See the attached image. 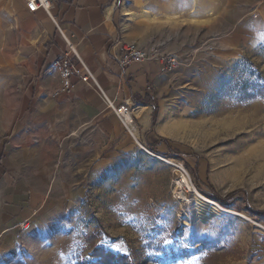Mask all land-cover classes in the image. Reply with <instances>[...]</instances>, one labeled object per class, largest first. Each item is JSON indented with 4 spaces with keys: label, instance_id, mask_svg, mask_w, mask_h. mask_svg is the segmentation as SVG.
I'll return each instance as SVG.
<instances>
[{
    "label": "rangeland",
    "instance_id": "rangeland-1",
    "mask_svg": "<svg viewBox=\"0 0 264 264\" xmlns=\"http://www.w3.org/2000/svg\"><path fill=\"white\" fill-rule=\"evenodd\" d=\"M173 3L145 10L144 30L134 25L143 3L128 1L125 17L133 43L178 59L160 95L164 136L154 132L170 144L155 153L140 130L112 153L74 138L25 143L29 101L0 48V197L24 188L42 200L30 218L0 223V264H102L96 256L111 251L130 264H264V0ZM178 165L236 214L202 219L192 193L175 195Z\"/></svg>",
    "mask_w": 264,
    "mask_h": 264
},
{
    "label": "crops",
    "instance_id": "crops-1",
    "mask_svg": "<svg viewBox=\"0 0 264 264\" xmlns=\"http://www.w3.org/2000/svg\"><path fill=\"white\" fill-rule=\"evenodd\" d=\"M48 1L49 14L43 9L30 13L21 0H0V48L7 49L6 57L20 73L24 96L29 101L20 110L21 126L29 128L23 132V141L28 143L35 137L40 143H67L74 138L86 142L94 154L97 150H125L132 144L129 133L91 82L74 77L69 91L52 95L59 85L52 62L64 54L72 57L71 48L114 106L129 105L134 137L140 130L148 144L154 132L164 136L157 128L158 115L152 126L151 114L160 105V95L171 85L169 73L162 71V63L157 60L121 68L115 56L121 42L133 43L125 18L128 1L143 3L141 9L135 7L134 25L144 30L145 10L166 13L175 7L173 0ZM159 53L168 55L165 51ZM4 192L0 197V223L28 219L41 206L42 200L34 189L31 197L24 188L11 194Z\"/></svg>",
    "mask_w": 264,
    "mask_h": 264
},
{
    "label": "built area",
    "instance_id": "built-area-1",
    "mask_svg": "<svg viewBox=\"0 0 264 264\" xmlns=\"http://www.w3.org/2000/svg\"><path fill=\"white\" fill-rule=\"evenodd\" d=\"M26 10L30 13L35 12L38 9H43L47 14H49L50 3L48 0H21ZM58 27V26H57ZM68 43V40L65 39ZM69 44V43H68ZM72 57L68 54H64L61 58L56 59L52 62V69L59 76V85L54 89L52 95L57 96L60 93L67 92L71 88V79L74 77L80 78L83 82H91L99 91L102 98L107 104L108 109H110L119 121L122 123L127 132L132 133L133 119L131 116V108L127 103H124L118 107L113 105V102L104 94L103 90L95 80L93 74L84 63V61L79 57L77 52L71 48ZM119 66L125 68L133 63H141L148 60H157L162 63V71L169 72L178 64V59L174 55L161 56L157 49L154 48H144L131 42H121L120 51L115 56ZM29 228L28 222L21 223L19 227L20 234L25 233Z\"/></svg>",
    "mask_w": 264,
    "mask_h": 264
},
{
    "label": "bare ground",
    "instance_id": "bare-ground-1",
    "mask_svg": "<svg viewBox=\"0 0 264 264\" xmlns=\"http://www.w3.org/2000/svg\"><path fill=\"white\" fill-rule=\"evenodd\" d=\"M145 153L150 154L148 151L144 150ZM157 158V157H156ZM176 168H178L179 173H180V177L178 179V181L176 182V192L175 195L183 200L184 202H187L186 199H183L181 197V192L180 191H185V192H190L194 195L195 200H196V205L199 209V214L201 216L202 219H207L210 215H214L217 214L218 212H228V213H234V212H230L228 210H224L220 207H218L214 201H211L209 199H207L206 197L200 195L193 187L191 181L188 179V177L184 174V172L182 171V167L181 166H175ZM205 212H207L208 215H205ZM236 214V213H234ZM205 215V216H204Z\"/></svg>",
    "mask_w": 264,
    "mask_h": 264
},
{
    "label": "trees",
    "instance_id": "trees-1",
    "mask_svg": "<svg viewBox=\"0 0 264 264\" xmlns=\"http://www.w3.org/2000/svg\"><path fill=\"white\" fill-rule=\"evenodd\" d=\"M157 112H158V108L155 107L152 111V114H151V124L152 126H154L155 122H156V119H157ZM162 144H169L168 141H166L165 139H158L156 141H151L149 142L148 144H146V147L147 149L152 152V153H155V149L158 147V146H161ZM173 153H177L176 150H173L172 151ZM196 170H197V166H196ZM207 187V192H205V196L206 198H210V199H213V198H218V196L213 193L211 190L213 189L212 187L210 186H206ZM224 200V199H223ZM227 205H224V207H226ZM98 258H100V260L98 262H102L105 263V264H130V261H129V257L128 256H125V255H120L118 253H115V252H107L105 255H100V256H96ZM111 259V262L110 263H106L107 260Z\"/></svg>",
    "mask_w": 264,
    "mask_h": 264
}]
</instances>
